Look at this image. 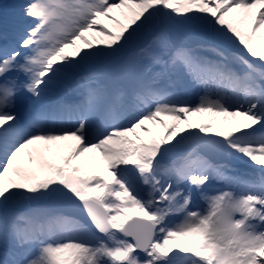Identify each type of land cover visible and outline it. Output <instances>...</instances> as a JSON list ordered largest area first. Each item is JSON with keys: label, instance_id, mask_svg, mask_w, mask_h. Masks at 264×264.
I'll list each match as a JSON object with an SVG mask.
<instances>
[{"label": "snow or ice", "instance_id": "snow-or-ice-1", "mask_svg": "<svg viewBox=\"0 0 264 264\" xmlns=\"http://www.w3.org/2000/svg\"><path fill=\"white\" fill-rule=\"evenodd\" d=\"M19 8L27 27L0 48V264H264V0ZM109 71L136 81L127 100ZM25 93L61 99L24 116Z\"/></svg>", "mask_w": 264, "mask_h": 264}, {"label": "rangeland", "instance_id": "rangeland-1", "mask_svg": "<svg viewBox=\"0 0 264 264\" xmlns=\"http://www.w3.org/2000/svg\"><path fill=\"white\" fill-rule=\"evenodd\" d=\"M117 16L118 19H122V17H120L119 13H116L115 14ZM102 23L108 27V28H111L113 30H115V25H113L112 23H110L109 21H106V20H102ZM92 36H94L93 34H87V38L92 40ZM103 40V37L100 41ZM93 43L95 44L97 41H94L92 40ZM118 76H121L119 74H117ZM128 77V76H127ZM129 80L130 81H134L136 83L135 80H133L132 78L129 77ZM129 86H131L130 82H129ZM181 96L183 99H186L188 101H196L198 100V96L195 94L194 91L190 90V89H187L186 87H184L183 85H179L177 86ZM124 91V90H123ZM131 94V93H130ZM129 94V95H130ZM166 119V118H165ZM189 121L192 122V123H196V124H205V123H210V122H219V121H223L225 119H229V118H226V117H223V116H216V115H213L212 113H202V114H199V115H194V116H189L188 117ZM166 122L168 123H171L172 121H168L166 119ZM219 123H217V128L219 127ZM149 127L152 128L153 130V133H157V132H162L163 129L160 128L159 125H149ZM183 127V125H182ZM215 130V129H214ZM141 135L143 136V134L141 133ZM145 138V137H144ZM91 156L93 154H90ZM46 159L48 160H51V156H46ZM86 159V160H85ZM85 159L82 160L80 158L79 161H77L78 163H81V164H84V165H87V166H95V163H98L99 162V156L98 154H96V160H92V159H88L87 156H85ZM55 162L59 163V160H56ZM95 162V163H94ZM228 163H230L233 168H234V171L235 172H238L239 174L241 175H244V176H247V177H251V175L253 176H258L259 177V172L258 171H255V167L256 166H252V167H249L248 164L244 163V162H239V161H229ZM245 169V170H244ZM250 174H249V173ZM219 185H213L212 187H218ZM199 207L203 210V209H206L207 208V204L206 202L204 201L203 198H200L199 199ZM182 243H188V244H192V243H195L194 241H181Z\"/></svg>", "mask_w": 264, "mask_h": 264}, {"label": "bare ground", "instance_id": "bare-ground-1", "mask_svg": "<svg viewBox=\"0 0 264 264\" xmlns=\"http://www.w3.org/2000/svg\"><path fill=\"white\" fill-rule=\"evenodd\" d=\"M24 2L25 0H2V2H0V48L14 46L15 41L19 39L20 35L23 34L24 29L27 27V24L20 17L19 5ZM101 39L102 37L100 36H92V40L94 41H100ZM20 79L23 82L25 77L21 76ZM49 97L31 107V111L34 110L37 105L45 102ZM27 106L29 107V101L27 93H25L21 98V110ZM27 159V154H25V156L22 157V163Z\"/></svg>", "mask_w": 264, "mask_h": 264}]
</instances>
